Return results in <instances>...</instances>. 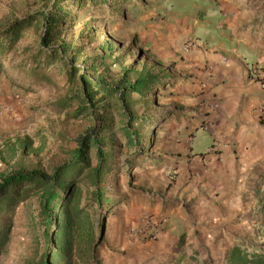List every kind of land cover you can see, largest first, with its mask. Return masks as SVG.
Here are the masks:
<instances>
[{
  "label": "rangeland",
  "instance_id": "1",
  "mask_svg": "<svg viewBox=\"0 0 264 264\" xmlns=\"http://www.w3.org/2000/svg\"><path fill=\"white\" fill-rule=\"evenodd\" d=\"M237 1L144 0L142 5L120 9L122 17L117 21H113L111 12L98 18L84 15L90 12L86 6L80 13V21L52 45L81 48L79 53L66 52L67 63L87 69L90 78L103 79L110 86L123 79L133 81L142 70L157 73L160 69H167L186 82L192 74L186 71L188 67L184 66L183 57L195 48L201 49L202 45H196V42L207 48L224 47L229 43L226 38L230 30L242 31L248 26L253 32L259 29L256 23L264 16V0ZM226 9L233 10L239 19L244 16L249 23L230 28L228 24L233 18L224 20ZM45 10L36 0H0V33L15 22ZM29 24L16 41L9 39L11 46L0 55L3 70L0 74V184L17 172L38 170L50 177L58 168H61L60 172L66 170L76 148L75 140L90 129L87 120L67 117V110L53 108L60 98L75 94V90H70L63 60L57 59L48 66L45 82H39L37 78L25 79L17 71V64L28 63L41 48L40 22L33 18ZM5 37L2 35L1 39ZM104 46L111 49V53L101 64L95 57L102 53ZM248 62L251 64L252 60ZM176 85L178 83L157 92L149 100L152 106L137 108L139 117L151 116L155 121L151 127L146 124L140 128L147 134L144 155H134L121 136L115 137L118 144L114 152V169L105 179L104 188L106 195L119 203L110 209L105 223L104 241L97 252L101 264H179L180 256L184 259L181 264H226L225 252L236 239L242 241L245 254H250L253 249L264 250V165H261L258 180L253 181L255 201L244 197L245 211L226 216V212H222L223 216L216 218L215 224L201 222L197 214H192L197 223L186 228L183 248L178 246L181 230L179 233L174 231L177 237L169 239L172 246L164 252L155 246L156 243L149 245L154 241L129 240V229L142 217L162 216L152 214L153 208L163 210L164 206L178 205L177 198L169 193L174 184L169 177L174 174L168 169L163 173L171 154V131L189 113L178 107L188 100L181 102ZM171 112L174 114L170 117ZM209 146L207 140L199 137L193 149L203 152ZM77 188L78 185H73L71 191L74 193ZM91 189L80 188L81 204ZM29 196L10 213L0 214V231L7 229L4 238L0 235V244H3L0 264H35L43 253V228L38 215L40 193L31 190ZM163 216L170 217L165 213Z\"/></svg>",
  "mask_w": 264,
  "mask_h": 264
},
{
  "label": "trees",
  "instance_id": "2",
  "mask_svg": "<svg viewBox=\"0 0 264 264\" xmlns=\"http://www.w3.org/2000/svg\"><path fill=\"white\" fill-rule=\"evenodd\" d=\"M36 1L46 10L17 21L0 33V55L11 46L9 39L16 41L25 25H30L29 20L34 18L39 21L42 29L41 48L28 63L17 64V71L25 79L37 78L39 82H45L43 79L48 66L57 59L63 60L68 83L74 88L70 90H75V94L60 98L53 108L67 110V117L87 120L90 129L75 140L76 148L66 170L60 172L61 168H58L50 177L38 170L17 172L5 179L0 184V214L10 213L30 197L31 190L36 191L40 193L38 215L43 228L44 250L35 264H101L97 252L104 241L105 223L110 209L119 203V200L109 198L104 188L105 179L114 169V152L118 144L115 137L121 136L134 155H144L147 152V134L142 133L140 128L146 124L151 127L155 121L151 116L139 117L137 108L152 106L149 100L157 92L179 83L181 77L173 76L167 69H160L157 73L142 70L133 81L123 79L110 86L103 79L90 78L87 69L67 63L66 52L72 50L79 53L81 48H68V44L59 47L52 45L61 34L80 21V13L86 6L90 12L84 15L98 18L111 12L113 21H117L122 17L120 9L123 11L129 5H142L144 0ZM256 25L264 32V16ZM2 35L6 36L4 40L1 39ZM110 53L111 49L108 50L106 46L95 59L103 64ZM2 71L0 67V74ZM173 114L171 112L169 116ZM73 185L79 186L74 193L71 191ZM82 186L92 188L83 204ZM6 231V228L0 231L2 238ZM178 246L183 248L184 235H181ZM225 255L226 264H264V250L253 249L250 254H245L239 239L230 244ZM178 259L179 264L184 262L183 256Z\"/></svg>",
  "mask_w": 264,
  "mask_h": 264
},
{
  "label": "crops",
  "instance_id": "3",
  "mask_svg": "<svg viewBox=\"0 0 264 264\" xmlns=\"http://www.w3.org/2000/svg\"><path fill=\"white\" fill-rule=\"evenodd\" d=\"M232 11L223 12L224 20L233 18L230 28L249 23L244 16L239 19L234 15L236 8ZM249 29L230 30L226 38L229 43L224 47L207 48L196 42L203 47L183 57L192 76L180 81L175 90L181 93V102L188 100L179 109L189 113L171 131L168 167L162 168L163 173L168 169L175 176L169 193L177 198L178 205L152 210V214L170 216L157 240L149 243H156L163 252L172 246L169 239L177 237L174 231L181 230L184 235L196 222L192 214L201 222L215 224L222 212L226 216L245 211L244 197L255 201L253 181L258 180L264 165V120L254 111L261 103L262 91L249 69L258 64L264 76V32ZM199 137L210 144L203 152L193 149Z\"/></svg>",
  "mask_w": 264,
  "mask_h": 264
},
{
  "label": "built area",
  "instance_id": "4",
  "mask_svg": "<svg viewBox=\"0 0 264 264\" xmlns=\"http://www.w3.org/2000/svg\"><path fill=\"white\" fill-rule=\"evenodd\" d=\"M190 45V44H189ZM250 76L259 82L262 91V100L260 105L255 108V113L261 120H264V76L261 74V68L258 64H252L249 69ZM174 176L169 177V181H174ZM168 223L167 216H145L138 224L132 226L128 231V238L132 242L155 241L160 232Z\"/></svg>",
  "mask_w": 264,
  "mask_h": 264
},
{
  "label": "water",
  "instance_id": "5",
  "mask_svg": "<svg viewBox=\"0 0 264 264\" xmlns=\"http://www.w3.org/2000/svg\"><path fill=\"white\" fill-rule=\"evenodd\" d=\"M101 238H102V235L99 237V240L98 241H100Z\"/></svg>",
  "mask_w": 264,
  "mask_h": 264
}]
</instances>
